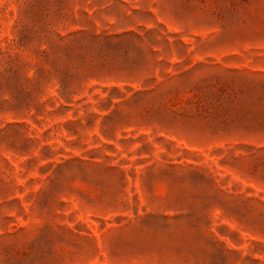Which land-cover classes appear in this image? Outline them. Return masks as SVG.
Here are the masks:
<instances>
[{
	"label": "rangeland",
	"instance_id": "374dc122",
	"mask_svg": "<svg viewBox=\"0 0 264 264\" xmlns=\"http://www.w3.org/2000/svg\"><path fill=\"white\" fill-rule=\"evenodd\" d=\"M0 264H264V0H0Z\"/></svg>",
	"mask_w": 264,
	"mask_h": 264
}]
</instances>
